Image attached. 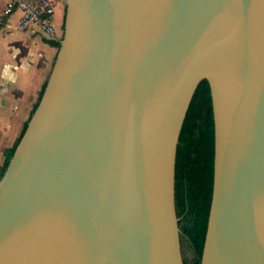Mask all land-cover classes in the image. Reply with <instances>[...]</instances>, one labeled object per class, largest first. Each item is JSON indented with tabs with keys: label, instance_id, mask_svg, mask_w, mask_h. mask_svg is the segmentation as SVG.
<instances>
[{
	"label": "water",
	"instance_id": "95a60500",
	"mask_svg": "<svg viewBox=\"0 0 264 264\" xmlns=\"http://www.w3.org/2000/svg\"><path fill=\"white\" fill-rule=\"evenodd\" d=\"M63 38L0 177V264H185L182 127L210 83L201 264H264V0H64Z\"/></svg>",
	"mask_w": 264,
	"mask_h": 264
},
{
	"label": "crops",
	"instance_id": "0c3cea01",
	"mask_svg": "<svg viewBox=\"0 0 264 264\" xmlns=\"http://www.w3.org/2000/svg\"><path fill=\"white\" fill-rule=\"evenodd\" d=\"M9 0H0V175L7 150L14 147L29 122L51 74L59 48L37 29L16 27L20 11L5 14ZM64 21L59 3L55 24Z\"/></svg>",
	"mask_w": 264,
	"mask_h": 264
},
{
	"label": "trees",
	"instance_id": "16d2710c",
	"mask_svg": "<svg viewBox=\"0 0 264 264\" xmlns=\"http://www.w3.org/2000/svg\"><path fill=\"white\" fill-rule=\"evenodd\" d=\"M46 40L58 48L61 45L60 39ZM16 145L7 150V159L0 177ZM214 146L215 127L211 88L209 80L204 78L193 95L177 149L176 209L181 233L188 237L194 249V255L190 259L184 258L185 264H201L214 179Z\"/></svg>",
	"mask_w": 264,
	"mask_h": 264
},
{
	"label": "built area",
	"instance_id": "2783aa9c",
	"mask_svg": "<svg viewBox=\"0 0 264 264\" xmlns=\"http://www.w3.org/2000/svg\"><path fill=\"white\" fill-rule=\"evenodd\" d=\"M64 0H9L4 12L11 14L16 10L20 16L16 27L21 30L37 29L51 39L62 40L63 29L55 24V14L59 3Z\"/></svg>",
	"mask_w": 264,
	"mask_h": 264
},
{
	"label": "rangeland",
	"instance_id": "374dc122",
	"mask_svg": "<svg viewBox=\"0 0 264 264\" xmlns=\"http://www.w3.org/2000/svg\"><path fill=\"white\" fill-rule=\"evenodd\" d=\"M63 5H64V16H65V10H66L65 1H63ZM181 245H182L184 258H186L187 260L190 259L194 255V249L188 237L183 233H181Z\"/></svg>",
	"mask_w": 264,
	"mask_h": 264
}]
</instances>
